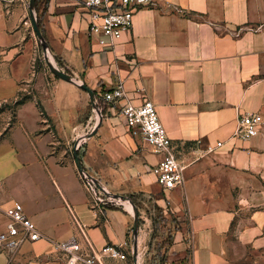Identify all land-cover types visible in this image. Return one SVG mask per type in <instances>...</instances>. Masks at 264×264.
<instances>
[{"label": "crops", "instance_id": "obj_1", "mask_svg": "<svg viewBox=\"0 0 264 264\" xmlns=\"http://www.w3.org/2000/svg\"><path fill=\"white\" fill-rule=\"evenodd\" d=\"M36 13L73 81L36 63L29 5H0V232L19 202L43 234L0 251V264H65L54 242L72 237L134 249L133 208L94 210L82 168L136 207L142 264L150 251L158 264H234L263 251L264 123L249 140L235 132L244 113L264 118V0H155L114 46L90 36L83 0H36ZM119 82L126 97L111 107L101 95ZM94 97L103 116L92 131ZM145 99L187 165L168 192L151 171L160 155L119 113Z\"/></svg>", "mask_w": 264, "mask_h": 264}, {"label": "built area", "instance_id": "obj_2", "mask_svg": "<svg viewBox=\"0 0 264 264\" xmlns=\"http://www.w3.org/2000/svg\"><path fill=\"white\" fill-rule=\"evenodd\" d=\"M17 0H0V5H9ZM29 5L30 0H19ZM86 7V18L89 24L91 37L97 39L101 46H114L122 36L130 32L133 26V18L140 9L153 6L155 0H83ZM58 69H64L58 65L54 58L49 57ZM51 71V70H50ZM52 72V71H51ZM104 103L115 106L117 102L125 99L126 92L122 82L113 89L103 92ZM101 100L94 97V118L91 120L93 131L100 123L103 116ZM119 113L132 133L140 135L152 147L153 151L160 155L158 162L152 166V173L161 186L163 192H168L184 184V173L187 165L176 154L171 138L160 120L157 108L152 100L145 99L141 104H133L126 101L121 105ZM264 118L260 113H244L238 121L235 135L243 140L256 137L261 132ZM82 140H79L76 148L79 149ZM218 142L217 145H221ZM213 146H208L211 152ZM85 187L90 193L91 206L98 212L108 208H133V203L125 197L111 193L97 178L90 175L85 169L79 170ZM7 217L6 228L0 232V251L9 254L18 252L22 244L28 241H37L43 238V234L37 228L34 221L28 217L21 203L16 202L4 210ZM85 235L82 228H80ZM87 247L72 237L67 240L54 242L55 251L65 264H110L115 261H128L133 258V247L124 245L106 244L99 250L84 236ZM133 264H142L139 255Z\"/></svg>", "mask_w": 264, "mask_h": 264}, {"label": "water", "instance_id": "obj_3", "mask_svg": "<svg viewBox=\"0 0 264 264\" xmlns=\"http://www.w3.org/2000/svg\"><path fill=\"white\" fill-rule=\"evenodd\" d=\"M29 10H30V18L32 22V26L34 29V32L38 38L39 43L41 44L42 48L46 52L47 60L49 61V57H53L52 52L50 50V47L48 45V42L46 41V38L44 37L40 27H39V22H38V16L36 13V0H30L29 1ZM49 63V68L52 71V73L64 80L67 81H73V78L70 74L58 69L52 62ZM83 87V85H81ZM97 128V127H96ZM95 128V129H96ZM94 129V130H95ZM77 146V145H76ZM75 157H76V162L78 165H80V159L77 153V148L75 147ZM133 210H134V249H133V258L136 260L137 257V239H138V226H139V216H138V211L136 210V207L133 204Z\"/></svg>", "mask_w": 264, "mask_h": 264}, {"label": "rangeland", "instance_id": "obj_4", "mask_svg": "<svg viewBox=\"0 0 264 264\" xmlns=\"http://www.w3.org/2000/svg\"><path fill=\"white\" fill-rule=\"evenodd\" d=\"M35 36H36V34H35ZM36 39L38 42L37 36H36ZM46 55L47 54H46L45 50L42 48L41 44L38 42L36 63L40 64L43 67H46L50 71L49 63H48L50 60L49 61L47 60ZM54 60L57 61L59 66H62V64L58 60H56L55 58H54ZM154 255H155V253H151V251L148 252V254H146L147 262H149L150 264H158V262L153 260ZM232 261L234 262V264H264V250L260 251V252L250 251L246 254V256H244L242 258L240 255H233ZM132 262H133V258L130 257L128 260V263L132 264Z\"/></svg>", "mask_w": 264, "mask_h": 264}, {"label": "trees", "instance_id": "obj_5", "mask_svg": "<svg viewBox=\"0 0 264 264\" xmlns=\"http://www.w3.org/2000/svg\"><path fill=\"white\" fill-rule=\"evenodd\" d=\"M39 26H40V24H39ZM18 103H20V102H18Z\"/></svg>", "mask_w": 264, "mask_h": 264}]
</instances>
